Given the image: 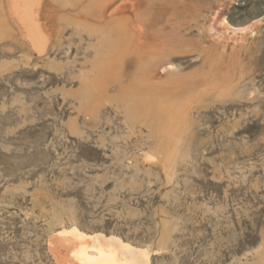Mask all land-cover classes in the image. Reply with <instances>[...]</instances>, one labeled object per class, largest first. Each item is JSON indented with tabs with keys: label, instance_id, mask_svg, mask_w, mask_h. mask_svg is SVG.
Wrapping results in <instances>:
<instances>
[{
	"label": "rangeland",
	"instance_id": "rangeland-1",
	"mask_svg": "<svg viewBox=\"0 0 264 264\" xmlns=\"http://www.w3.org/2000/svg\"><path fill=\"white\" fill-rule=\"evenodd\" d=\"M78 1L42 0L39 56L0 0V264H59L49 238L74 226L150 264H264V0H93L96 23ZM139 55L146 120L121 95ZM157 87L187 115L171 143Z\"/></svg>",
	"mask_w": 264,
	"mask_h": 264
},
{
	"label": "bare ground",
	"instance_id": "bare-ground-1",
	"mask_svg": "<svg viewBox=\"0 0 264 264\" xmlns=\"http://www.w3.org/2000/svg\"><path fill=\"white\" fill-rule=\"evenodd\" d=\"M53 1H56V0H53ZM102 1H104V0H102ZM78 2H80V1H78ZM97 2L98 1H95L93 3L94 4L93 6H95V3H97ZM107 3H108V1L105 3L104 7H106ZM71 4H73V2ZM76 4H77V2H76ZM103 4L104 3H102V5ZM75 6H77V5H75ZM89 6L91 7V9L89 8V10L87 9V11L92 13V14H90V17L92 18V16H93L95 23H96V21L99 22V20H102L104 15H102L101 13L104 9L102 10V8L101 9L96 8V6L93 7L90 4H89ZM100 7H101V5H100ZM87 8H88V6H87ZM1 9H2V5L0 4V10ZM42 9H43L42 0H8V11H7V13L9 15V17L15 21L18 30L21 32V34L24 36V38L28 40V42L34 48V51L36 53H38L39 56L45 52V42L41 36L42 31H41V24H40L41 18H43ZM132 23H134V21ZM132 23H130L131 26H133ZM95 25H97V24H95ZM125 25H127V23ZM121 27H119V28L121 29ZM131 28H133V27H131ZM232 29H233V27H232ZM236 30H237V32L239 30L242 33H246V31H248V30L250 31L251 28H242V29L238 28ZM6 31L9 32L10 28H9L8 24L6 23V21L4 20V18L0 16V35H2ZM125 31H123V32L125 33ZM91 32H93V35H96L97 33L101 34L102 30H101V32H99L98 29L97 30L91 29L90 34H91ZM133 32H135V31H132L131 33L133 34ZM117 34L118 33H116L115 36ZM128 34H129V36L131 35L130 33H128ZM112 35H114V34H112ZM126 35H125V39H127ZM121 36H120V38H121ZM122 37H124V36H122ZM130 37H132V39H133L134 36L131 35ZM101 38H102L101 39L102 46L107 44V42L109 43L110 41H112L111 40L112 37L110 38V36L106 35V34H101ZM121 39H123V38H121ZM128 40H129V38H128ZM125 41H127V40H125ZM122 42H123V40H122ZM126 44L127 43H125V45ZM128 44L130 46V43H128ZM132 45L134 46V43ZM121 46H122V43H121ZM112 49H113V47H112ZM118 49H117V52L119 50H122V49H119V50ZM134 49L136 51V47ZM125 51H124V53H125ZM135 51H134V53H135ZM126 52H130V50L128 49V51H126ZM141 52L142 51H140V53ZM143 52H144V49H143ZM149 52H151V51H149ZM154 52H156V51H154ZM118 53H121V52H118ZM134 53H133V55H134ZM157 53H158V51H157ZM127 54H126V56H127ZM166 54L167 53H165V56H167ZM121 55H122V53H121ZM124 55H122V56H124ZM129 55H132V54L130 53ZM117 56H118V54H117ZM139 56L140 57L136 56L137 61H138L137 62V69H136L135 74H133L134 76L132 75L133 76L132 81H131L130 85L127 86V88H124V89L121 88L122 89L121 95H122V100L126 106L127 114L132 116L135 119L140 118L142 120H144V119L146 120L147 119V118H145L146 115H143L144 113L141 111L144 108V105L146 104L144 102V100L146 98L152 97V93H150L151 90L149 93L145 92V90H146V88L150 87V84H152V82L155 83V81L158 82L160 80H158L159 78L157 75L153 74L154 70L152 71L153 65L155 64L154 58L153 57H149V58L143 57L142 58L141 55H139ZM148 56H149V53H148ZM163 58H165V57H163ZM122 59H120V60H122ZM103 60H104V62L106 61L108 64L109 63L108 61L110 59L107 57L106 59L104 58ZM114 60H115V62L117 61L116 59H114ZM123 62H124V60H123ZM110 63H111V65H113V61H111ZM160 63L162 65V62H160ZM117 64L118 65L121 64V61ZM167 65L169 66L168 67L169 69L175 70L174 66L172 64L169 63ZM104 66L107 69L106 64H104L103 67ZM163 67H164V65H163ZM106 69L103 70V78L104 79H106V77H107L106 76L107 75ZM109 70H110V68H109ZM122 79L123 78L120 77V81ZM127 81H129V80H127ZM85 86H86V90H88V89L91 90V88L93 87L87 82H86ZM152 88H153V86H152ZM170 90H172V89H170ZM152 91H153V98H152L153 99V113H151V114H153L154 122H157V124L160 121L163 122V123L161 122L162 125L159 128V132L164 134V138H165L166 142L171 143V141L173 140L175 130L179 127V125H181L183 123V120L185 121V118L187 115L185 112L182 113L179 110V105L176 103V101L173 100V97H171V96L169 97V95L167 96V95L163 94L162 91L158 90V87H157V89L154 88ZM150 100H151V98H150ZM96 111L97 110L93 105V107L91 108V112H92L91 115L93 114L94 118L96 116ZM146 113L148 114L149 112H146ZM150 116L151 115H149L147 117H150ZM49 240H50L49 241L50 249L53 252V254L56 257L59 264H150V251L148 249L135 247L132 244L123 241L121 238H119L117 236H106L102 233L89 234V233H86V232L80 230L76 226L70 227V228L63 227L60 230L53 232L51 237L49 238Z\"/></svg>",
	"mask_w": 264,
	"mask_h": 264
}]
</instances>
